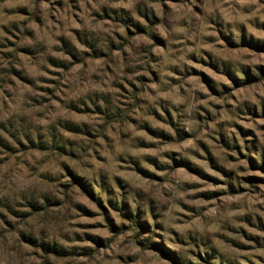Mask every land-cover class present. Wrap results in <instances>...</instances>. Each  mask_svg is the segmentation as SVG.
<instances>
[{"label":"rangeland","instance_id":"1","mask_svg":"<svg viewBox=\"0 0 264 264\" xmlns=\"http://www.w3.org/2000/svg\"><path fill=\"white\" fill-rule=\"evenodd\" d=\"M0 264H264V0H0Z\"/></svg>","mask_w":264,"mask_h":264}]
</instances>
